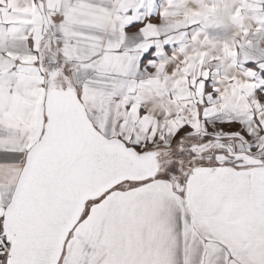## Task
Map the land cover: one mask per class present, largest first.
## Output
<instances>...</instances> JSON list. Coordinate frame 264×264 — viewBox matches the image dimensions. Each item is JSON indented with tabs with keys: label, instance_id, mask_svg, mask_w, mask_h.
<instances>
[{
	"label": "snow or ice",
	"instance_id": "obj_1",
	"mask_svg": "<svg viewBox=\"0 0 264 264\" xmlns=\"http://www.w3.org/2000/svg\"><path fill=\"white\" fill-rule=\"evenodd\" d=\"M0 264H264V0H0Z\"/></svg>",
	"mask_w": 264,
	"mask_h": 264
}]
</instances>
